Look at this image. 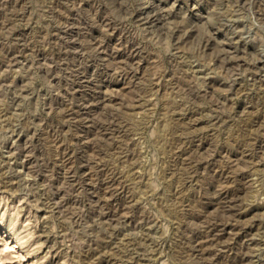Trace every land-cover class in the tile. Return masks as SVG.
Masks as SVG:
<instances>
[{
  "label": "rangeland",
  "instance_id": "rangeland-1",
  "mask_svg": "<svg viewBox=\"0 0 264 264\" xmlns=\"http://www.w3.org/2000/svg\"><path fill=\"white\" fill-rule=\"evenodd\" d=\"M0 264H264V0H0Z\"/></svg>",
  "mask_w": 264,
  "mask_h": 264
}]
</instances>
